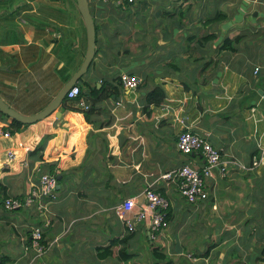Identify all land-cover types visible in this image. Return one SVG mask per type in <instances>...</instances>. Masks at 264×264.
Wrapping results in <instances>:
<instances>
[{
  "label": "crops",
  "instance_id": "crops-1",
  "mask_svg": "<svg viewBox=\"0 0 264 264\" xmlns=\"http://www.w3.org/2000/svg\"><path fill=\"white\" fill-rule=\"evenodd\" d=\"M89 4L97 50L79 82L109 95L90 102L91 120L79 102L62 103L0 136V264H264V0ZM87 49L76 0H0V95L19 112L48 106ZM124 72L141 80L137 88L124 86ZM157 86L165 101L148 105ZM184 129L207 135L224 159L261 162L215 170L208 197L191 203L179 180L163 177L205 163L178 150ZM43 172L60 177L57 200L3 207L9 196L26 198ZM148 187L171 204L155 242L143 224L129 232L114 210L128 197L143 202ZM36 227L48 246L41 256L31 247Z\"/></svg>",
  "mask_w": 264,
  "mask_h": 264
},
{
  "label": "built area",
  "instance_id": "built-area-1",
  "mask_svg": "<svg viewBox=\"0 0 264 264\" xmlns=\"http://www.w3.org/2000/svg\"><path fill=\"white\" fill-rule=\"evenodd\" d=\"M109 1V0H104ZM134 3L136 0H127ZM121 81L128 88H137L140 79L126 72L121 74ZM81 88L75 84L67 93L70 100L79 97ZM81 105L87 109L89 105L85 101ZM12 132L8 128L0 125V136L5 138L11 137ZM177 147L184 154H199L205 160L203 165L197 163H185L178 169L165 174L166 179L179 180L180 193L189 202L196 203L199 200L208 197L207 179L213 177L215 170L219 171L221 176L229 173L230 167L238 165L242 169H252L258 166L261 158L254 157L252 165H244L236 160L224 159L221 152L208 139L207 135H201L190 129H184L178 137ZM14 153H9L10 158H14ZM59 180L56 173L43 172L39 180L34 183L30 194L22 199L19 197L9 196L4 200L3 207L6 210H17L31 205L34 200H47L52 202L58 199ZM41 203V207H43ZM170 200L161 192L148 187L144 191V201L138 202L136 197H128L115 206V213L125 224L129 232L137 230L139 224H143L148 230V238L155 242L164 230L169 227V209ZM31 247L35 249L37 256H41L48 250L44 242L43 229L36 227L31 236ZM29 249V247H26Z\"/></svg>",
  "mask_w": 264,
  "mask_h": 264
},
{
  "label": "water",
  "instance_id": "water-1",
  "mask_svg": "<svg viewBox=\"0 0 264 264\" xmlns=\"http://www.w3.org/2000/svg\"><path fill=\"white\" fill-rule=\"evenodd\" d=\"M76 1L87 29L88 49L83 64L62 87L56 98L43 110L34 115H25L19 112L18 110L11 107L0 95V111L3 114L9 116L11 119H15L23 124H30L42 120L45 117L49 116L51 113L55 112L66 99L68 91L80 81L82 76L87 72L89 66L91 65L97 50L96 25L91 12L89 0ZM58 180H60L59 176Z\"/></svg>",
  "mask_w": 264,
  "mask_h": 264
},
{
  "label": "trees",
  "instance_id": "trees-1",
  "mask_svg": "<svg viewBox=\"0 0 264 264\" xmlns=\"http://www.w3.org/2000/svg\"><path fill=\"white\" fill-rule=\"evenodd\" d=\"M77 85H79L80 88H81V93H80L79 97L74 99V100H70V99L66 98L64 100V102H63V105L65 106V108L72 109V110H77L78 108L76 106H74L73 103H78L79 102L81 104L82 101H85V102H89L88 104L90 106V104H91L90 102L97 103L99 101L104 100L109 95L107 90H105L104 88L97 89L95 87V88H91L88 91H84L83 87H82V84L80 82H78ZM165 98H166L165 90L162 87L157 86V87H155L154 89H152L151 91L148 92L146 100H147L148 105L149 104L159 105V104H161V103H163L165 101ZM83 110H84V112H86L87 119L91 120L90 119V114L95 112L96 107H92L90 109L83 108ZM0 116L3 119H5V120H10V122H9V127L10 128L9 129H10L11 132H12V130L18 131L21 128V126L23 125L21 122L15 120V119H11L9 116L3 114L1 111H0ZM46 142H47V139L45 138L37 146L35 151H33L32 153L37 154L39 152H42L45 149ZM106 249H107V252H110L111 247H107ZM100 254L103 255V253H100Z\"/></svg>",
  "mask_w": 264,
  "mask_h": 264
},
{
  "label": "rangeland",
  "instance_id": "rangeland-1",
  "mask_svg": "<svg viewBox=\"0 0 264 264\" xmlns=\"http://www.w3.org/2000/svg\"><path fill=\"white\" fill-rule=\"evenodd\" d=\"M59 186V185H58ZM58 196H59V194H58Z\"/></svg>",
  "mask_w": 264,
  "mask_h": 264
}]
</instances>
